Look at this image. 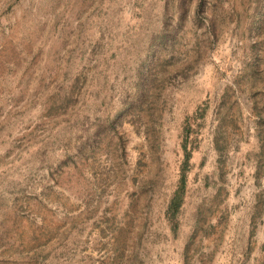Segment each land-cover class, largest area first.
<instances>
[{"label": "rangeland", "instance_id": "1", "mask_svg": "<svg viewBox=\"0 0 264 264\" xmlns=\"http://www.w3.org/2000/svg\"><path fill=\"white\" fill-rule=\"evenodd\" d=\"M214 156L264 166V0H0V264H167Z\"/></svg>", "mask_w": 264, "mask_h": 264}, {"label": "crops", "instance_id": "2", "mask_svg": "<svg viewBox=\"0 0 264 264\" xmlns=\"http://www.w3.org/2000/svg\"><path fill=\"white\" fill-rule=\"evenodd\" d=\"M217 158L211 171L216 209L203 215L211 221L198 222L199 210L190 207L186 218L194 221L167 222V264H264V166L257 158L236 157L220 177ZM203 198L189 196L188 202Z\"/></svg>", "mask_w": 264, "mask_h": 264}, {"label": "trees", "instance_id": "3", "mask_svg": "<svg viewBox=\"0 0 264 264\" xmlns=\"http://www.w3.org/2000/svg\"><path fill=\"white\" fill-rule=\"evenodd\" d=\"M189 156H190V153L189 152H186V155H185V161L187 162L188 161V159H189ZM181 181V184H180V186H179V191L178 192H180V195L182 196V194H183V190H184V187H185V176H184V174L183 175H181V179H180ZM180 200H176L175 199V196L171 199V201H170V203H169V206H168V208H167V215H172V217H175V215H176V213L178 212V208H179V206H180Z\"/></svg>", "mask_w": 264, "mask_h": 264}]
</instances>
